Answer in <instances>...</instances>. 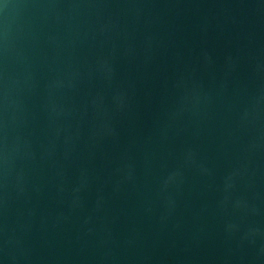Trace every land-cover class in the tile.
<instances>
[{"label":"water","instance_id":"95a60500","mask_svg":"<svg viewBox=\"0 0 264 264\" xmlns=\"http://www.w3.org/2000/svg\"><path fill=\"white\" fill-rule=\"evenodd\" d=\"M0 264H264V0H0Z\"/></svg>","mask_w":264,"mask_h":264}]
</instances>
